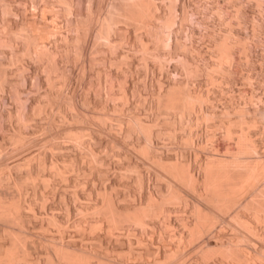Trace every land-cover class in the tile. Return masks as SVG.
<instances>
[{
  "label": "rangeland",
  "instance_id": "obj_1",
  "mask_svg": "<svg viewBox=\"0 0 264 264\" xmlns=\"http://www.w3.org/2000/svg\"><path fill=\"white\" fill-rule=\"evenodd\" d=\"M254 1L256 0H151L153 5H151L152 7L150 6V9L145 10L144 8V11L140 13V15L126 14V16L124 11L130 9L129 6H131L133 2L132 0L0 1V39H3L0 41L2 43H0V67L2 69L5 68L3 73L2 69L0 70L2 73L0 77L2 78L3 75L6 78L3 77V82L1 83V85H3H0V88L2 87V89H0V143H2V148H0L2 150H0V155H2L0 156V166H2L1 169H4H0V174L7 169L8 165L12 164L14 166L17 161L18 163L21 162L20 167H26L24 169H28V167L31 166L32 175H34L33 177L32 175L28 177V175L24 176L26 174L24 173L20 178L19 175L24 169H19L14 166L12 168L13 171L18 173L11 171V173H14L11 174L6 170L4 173L5 176L3 174L5 182L2 183L5 187L0 185L2 188H5L6 191L1 187L0 191H8V194L9 191L10 193L15 192L16 189L14 191L13 188H17L23 183V190L20 189L22 191L26 190L23 192L25 198L27 197L26 200L30 197H34L35 201L38 200L36 203L32 198L29 200L34 203L31 202V205H33L32 207L30 205V207L31 209H35L33 210L37 212L38 216L32 215L31 223L25 228L29 232L30 237H32V239L29 238L30 241L32 240V245L30 246L32 255L30 258L37 257L38 254L45 255L44 252L48 249V252L51 253L52 251L50 250H53L55 244L65 245L66 243V245L71 244V246L68 247H75L79 251L82 249V252L87 250L85 252L88 254L90 253V255L93 251L91 255L93 259L102 264L105 259L107 264L109 262L112 264L115 262H117V264H229L232 262L225 258L220 261L221 257L217 256V254H211L207 257L201 255L200 249L202 251L204 246L203 240L207 236L204 232L194 234L189 241L182 243L183 245L180 244V247L178 243L175 246L174 244L176 241L174 239L172 240V237L168 235V229L164 231L165 228L163 224L158 222L161 220V223L164 222L165 216H162L164 215L163 213H160L159 216L155 215L149 218L147 216L145 218V225H143L145 227L131 219H125L121 224L115 225L114 223L112 224L111 218L105 213L106 211L102 203L107 196V192H109L108 195L113 194L115 198L118 195V206H120L119 208H121V210L123 209L122 211L131 212L136 206H139V202L141 204L142 200L146 201L150 193V195L153 194L154 196H158L156 194H160L161 190L166 194L170 188L176 191L179 189L177 193L180 195L184 193L182 195V197L185 195V198L183 197L184 200H186L187 197L188 200L186 201L191 203L188 204L187 202V204H184L183 201L182 203L176 200L167 201L165 204L171 205L169 207L167 205V207L172 209V214L176 213V216L173 215L174 219L176 217V219H180L181 217H187L185 219H188L190 216L188 221L191 220L189 222L194 223L199 216L204 220V227L207 226L209 228V226L214 227L213 225H216L214 230H217L215 231L219 230L220 233L224 231L221 233V235L223 234L222 236L225 235L224 238L220 237L223 241H228V238H232V234L237 232L239 233H237V235H240L241 243L247 241L246 238L249 236L244 232L245 230H243L244 228L242 225H238L240 223L234 218L233 210L235 208H241L240 206L245 196H247L245 193L249 194L252 192L249 190L254 188L253 186L256 185V182L258 183L256 187L259 185L261 186V183L264 182L262 180L264 176H262V178L260 177V182H258V178L255 185L250 184V189L247 191L231 194L230 200L233 203L230 202L231 204L226 203V205H223V202L220 203V200L217 201V196L215 194L204 190L202 184H200L201 186L199 185L198 188L192 189L183 179L179 178L180 181H177L178 178L173 177L174 175L169 165L173 162H191L194 169L202 173L204 169L203 161H206V156H219L221 159H225L224 157L229 159L232 157V154L237 155L238 152L235 151L237 149L236 136L238 135L239 129L241 127H244V129L252 127L251 125L248 126L249 122H244V120L240 121L241 118L238 116L242 114H239L241 110L235 109L238 107L237 105L243 106L242 113L243 115L245 114L244 116L248 115V117H250V115H257V127L259 129L255 127L254 131H252L255 135L252 134L257 140H260L258 141L259 148L256 153H258L260 158L262 157V159H264V115L261 116L260 112L263 110L262 108H264V102H260L264 100V0H258L259 2ZM18 3L21 4L19 5ZM66 4L68 6H66ZM236 5L239 7V10ZM186 14H190L191 18H188ZM166 15L167 17L172 16L173 24L167 25L166 22H164ZM159 19L162 21L158 22L157 20ZM10 28L11 31L16 29L14 34L12 32L14 36L10 34ZM6 30L9 32H6ZM18 31H20V33ZM22 31L24 33L26 32L25 34H30V37L34 36V38L38 40H36L37 43L34 45L31 43L34 38L32 37L31 39L29 37L31 40L30 43L36 46L35 48L31 46L29 43L30 40L25 37L27 35H24ZM223 32H230L232 40L235 39V36H237L236 38L242 37L241 39H243L245 46L247 45V50H245L246 52H242L237 43V45H235L236 47L234 46V49L236 48L234 61L231 63L221 62L219 69L217 66L219 65V61L217 58L218 47L216 42L221 38V34H224ZM15 36L16 39L14 38ZM18 36L20 38H18ZM23 37H25V39ZM7 40H11L12 45L10 44L9 46ZM43 42L45 45L42 44ZM28 43L30 47H28ZM3 44L5 45L4 47ZM14 53H19V56ZM13 54L15 56H13ZM11 55L13 59H10ZM227 67L230 68L228 69ZM231 67H233V70ZM224 68L226 71L228 70L227 72L231 69L232 71L229 72L231 74L223 72L225 71ZM188 75L190 76L188 77ZM208 77H213V81ZM179 83L181 88L179 87ZM213 84H215V86ZM176 87L183 90H191L193 88V90L198 89L205 92V88H207V90H209L207 93H210L208 95L210 101L207 100L202 103V109H198V104L195 103L193 104V108H178L175 110L169 107L168 103H164L163 99L165 98V93H167L169 89ZM210 90L212 92H210ZM120 91L122 92L120 93ZM246 91H249V93L244 94ZM251 91L254 93L252 94ZM255 94L263 98H258L259 102L257 104V99H254L255 97L257 98ZM250 95H254L253 100L250 98ZM242 97H244V99ZM246 99H249L250 102L253 103L255 101V106L253 103L249 104L250 102H247L249 100ZM23 104H25V106ZM232 104L237 107L235 106L234 108L233 106L234 109H232ZM201 111L204 113L203 115ZM228 112L229 114H227ZM254 112L256 113L253 115ZM227 123L231 124L229 126L230 129L227 127ZM234 125L235 127H233ZM226 127L227 131L225 130ZM256 129H258V132L255 131ZM261 129L263 130L261 131ZM16 130L18 132L20 131L22 134L24 133L25 138H20L21 141L23 140L22 142H20V140L18 142V139L16 140L14 136V133H17ZM251 130H253V128L249 129V132H251ZM72 131L77 132L73 134L71 133ZM8 133L13 136L11 137ZM79 138L80 140L77 141ZM14 144L17 146H14ZM65 145H67V147H64ZM56 147L59 151H56ZM84 149L88 152L93 151V155L90 154L91 152L88 153ZM31 153L34 156L32 155V157H30ZM38 153L42 154L43 156H40L45 157L49 162L47 166H51V162L53 161L56 162L58 169L59 167H65V169H61L62 172H59L61 171L59 170V175L58 173L55 175L57 168L50 167L52 169L50 170L48 169L49 167L45 166L46 168L43 169L44 167L40 166V163H37L38 166L41 167V169L37 171L35 168H40L36 166V162L39 160L37 157L39 155ZM256 153L255 155L258 156ZM35 154H38L36 155L37 158H34ZM241 154L242 157H244V154ZM241 154L239 156H241ZM158 156H161V159ZM96 158L98 161L95 160ZM29 159L33 161L30 165L26 166V163L30 162ZM26 160L29 162H26ZM77 161L78 163H76ZM34 163L35 168L33 170L32 165H34ZM72 163L79 164L78 166H80V169L77 165H73ZM70 164H72L71 167H74V169L70 167ZM10 169L8 168V170ZM75 169H79V173H77ZM50 171H53L52 174ZM6 172L13 175L12 177L16 175L15 178H17V183L21 182L20 179H22V182L19 185L16 183L18 186L13 184L8 180V173L6 174ZM63 172L66 174L64 173L61 175L60 173ZM25 177L28 178L26 179ZM103 192L106 195H104ZM34 195H37V197ZM242 195H244V197H242ZM194 202H201V207H203V211L201 210L202 214L197 213V209L194 211V208H196V206L193 205ZM68 205H70L71 211L68 209ZM191 207L193 210H191ZM28 209L30 210V208ZM49 209H53V212L51 210L49 211ZM95 209H97V211ZM86 210L89 212L86 213ZM245 210L246 209L243 211ZM179 211L182 215H180L181 213ZM51 212L54 213L55 217L57 215L60 217H58L59 219L56 217V219L59 223H63L61 225V227L63 226L61 230L63 231L64 229L65 231L62 232V234L56 231L59 229L58 226L60 225L58 224V226H56L58 228L55 229L54 227L57 225L56 222L54 223L49 220ZM246 212H248V210H246ZM30 213H32V211H30ZM82 215H86V218L87 216L95 217L94 215H96L97 218L95 219L101 222L100 224L102 227L98 224L99 222H97L96 227H91L93 230L89 229V227L86 229L87 222L85 221L86 224L84 223L86 218ZM195 215L197 216L195 217ZM248 215L252 217L249 212ZM45 216H48V218ZM32 217H37V223L40 221L44 222L42 221L43 219L45 222L49 220L50 223H53V225L50 224L51 226L48 224L49 222L45 224L47 228L45 229L48 230L49 228V232L46 231V234H42L45 230L43 228L44 230L41 229L43 232L40 234V226L38 227L36 225V218L32 219ZM104 217H106L105 219L107 220H105ZM192 218L193 220L195 218V220L193 221ZM210 218H212V220H210ZM252 218L254 219V217ZM76 219L77 222H79L80 219L81 221L84 219L82 224L85 226L83 228L86 230L83 228L80 229L76 225ZM108 219H110V221ZM207 219L208 223L211 221L210 224H207ZM236 221L238 223H236ZM125 222L127 224H125ZM108 223H111L112 230ZM66 224L68 227H66ZM128 224L130 229L127 227ZM122 225L125 228L121 227ZM156 226L158 227L157 230ZM162 228H164V234L161 232ZM79 230L82 231L80 232ZM243 232L245 234H243ZM49 233H51V235ZM214 233H210L211 236H217L219 232H217V234ZM147 234L149 236H147ZM39 235H45L41 238L42 240L45 237L49 239L50 237L52 238L48 243V238L42 241ZM137 235L139 237H137ZM165 235H168L173 243H171L170 240L167 241L169 237H165ZM245 235H247V237ZM137 238L139 240L141 238L142 241H138ZM249 238L250 240L253 239V242L256 243V238ZM249 238L247 239L249 240ZM158 239L160 241L162 240L161 243ZM163 239L167 244L171 243V246L174 245L172 248H175L174 254L177 251V255L174 257L173 254V259H171L172 255L170 256V254H167L168 258L166 257L167 255H163V248L165 247L163 245L165 244ZM55 241H57V243ZM146 241L149 242L146 244ZM67 242H69V244ZM156 244H158L159 247ZM255 245H260V240H257ZM256 247L258 248V246ZM127 249H131L132 251L129 250L131 252H128ZM153 249L159 250V256L155 254L158 250L154 252ZM39 252H41V254ZM126 252H128V256L124 257ZM159 257H161V261L157 259ZM177 257L178 259H176ZM156 260H158V262ZM30 262H32V259L15 261L14 264H30Z\"/></svg>",
  "mask_w": 264,
  "mask_h": 264
},
{
  "label": "bare ground",
  "instance_id": "obj_2",
  "mask_svg": "<svg viewBox=\"0 0 264 264\" xmlns=\"http://www.w3.org/2000/svg\"><path fill=\"white\" fill-rule=\"evenodd\" d=\"M1 1V0H0ZM64 1V0H63ZM133 2H132V4H131V6H129V8L130 9H128L127 11L125 10H123L124 11V13H125V16H126V14H135V15H140V13H142L143 11H144V8H145V10H148V9H150L152 6L151 5H153L152 3H151V0H132ZM228 1V0H227ZM256 1H258V0H256ZM256 1H254V2H256ZM46 2V1H45ZM65 2H67V1H65ZM70 2V1H69ZM130 2V1H129ZM259 2V1H258ZM257 2V3H258ZM7 3V2H6ZM125 3V2H124ZM3 4V3H2ZM17 4V3H16ZM19 4V3H18ZM21 4V3H20ZM19 4V5H20ZM30 4V3H29ZM45 4V3H44ZM69 4V3H68ZM127 4V3H126ZM18 5V6H19ZM125 5V4H124ZM155 5V4H154ZM173 5V4H172ZM6 6V5H5ZM4 6V7H5ZM8 6V5H7ZM29 6V5H28ZM66 6H68L67 4H66ZM151 6V7H150ZM167 6V5H166ZM169 6V5H168ZM237 6V5H236ZM9 7V6H8ZM125 7H127V6H125ZM174 7V6H173ZM238 7V6H237ZM2 8V7H1ZM7 8V7H6ZM11 8V7H10ZM67 8V7H66ZM167 8V7H166ZM172 8V7H171ZM170 8V9H171ZM9 9V8H8ZM7 9V10H8ZM122 9V8H121ZM154 9H155V7H154ZM170 9H169V11H170ZM173 9V8H172ZM184 9V8H183ZM237 9V8H236ZM7 10H6V12H7ZM22 10V9H21ZM199 10V9H198ZM238 10H239V7H238ZM31 11V10H30ZM46 11V10H45ZM154 11V10H153ZM184 11V10H183ZM218 11V10H217ZM11 12V11H10ZM15 12V11H14ZM13 12V13H14ZM28 12V11H27ZM151 12V11H150ZM193 12V11H192ZM22 13V12H21ZM36 13V12H35ZM49 13H50V11H49ZM48 13V14H49ZM123 13V12H122ZM137 13V14H136ZM168 13V12H167ZM182 13H184V12H182ZM188 13H189V11H188ZM239 13V12H238ZM237 13V14H238ZM10 14H12V13H10ZM15 14V13H14ZM233 14V13H232ZM3 15V14H2ZM2 15H1V19H2ZM18 15V14H17ZM170 15V14H169ZM187 16H188V18H191L190 17V14L188 15V14H186ZM8 16V15H7ZM12 16V15H11ZM45 16V15H44ZM145 16V15H144ZM196 16V15H195ZM222 16V15H221ZM237 16V15H236ZM43 17V16H42ZM139 17V16H138ZM167 15L165 16V21L164 22H166V24L168 25V24H171L172 22H173V19H172V16H170V17H167ZM226 17V16H225ZM35 18V17H34ZM132 18V17H131ZM140 18V17H139ZM183 18H185V17H183ZM224 18V17H223ZM222 18V19H223ZM9 19V18H8ZM187 19V18H186ZM226 19V18H225ZM135 20H137V19H135ZM174 20H175V18H174ZM138 21V20H137ZM144 21H145V19H144ZM158 22L159 21H162V20H157ZM156 21V22H157ZM184 21H185V19H184ZM192 21V20H191ZM190 21V22H191ZM237 21V20H236ZM22 22V21H21ZM141 22V21H140ZM176 22V21H175ZM187 22V21H186ZM189 22V21H188ZM228 22V21H227ZM77 23V22H76ZM109 23V22H108ZM137 23V22H136ZM139 23V22H138ZM143 23V22H142ZM163 23V22H162ZM238 23V22H237ZM4 24V23H3ZM6 24V23H5ZM22 24V23H21ZM25 24V23H24ZM157 24V23H156ZM160 24V23H159ZM165 24V25H166ZM173 24V23H172ZM197 24V23H196ZM195 24V25H196ZM23 25V24H22ZM26 25V24H25ZM24 25V26H25ZM111 25V24H110ZM109 25V26H110ZM161 25V24H160ZM166 25V26H167ZM43 26V25H42ZM108 26V27H109ZM139 26V25H138ZM172 26V25H171ZM174 26V25H173ZM21 27V26H20ZM27 27V26H26ZM77 27H79V26H77ZM142 27V26H141ZM169 27H170V25H169ZM231 27V26H230ZM239 27V26H238ZM255 27V26H254ZM22 28H23V26H22ZM46 28V27H45ZM52 28V27H51ZM240 28V27H239ZM21 29V28H20ZM41 29V28H40ZM58 29V28H57ZM105 29V28H104ZM167 29V28H166ZM196 29V28H195ZM226 29V28H225ZM9 30V29H8ZM16 30V29H15ZM14 29L11 31V28H10V30L9 31H11L10 32V34H12V32H13V34H14V31H15ZM23 30L25 31V29L23 28ZM36 30V29H35ZM112 30V29H111ZM156 30V29H155ZM240 30V29H239ZM9 31H7L6 30V32H9ZM45 32H47L46 30H44ZM107 31V30H106ZM254 31V30H253ZM19 33H20V31H18ZM23 32V31H22ZM30 32V31H29ZM43 32V31H42ZM80 32V31H79ZM162 32V31H161ZM5 33V32H4ZM18 33V34H19ZM24 33V32H23ZM26 33V32H25ZM24 33V35H27V36H25L26 38H28V40H30V38L32 39V37L34 38V36H32V37H30L28 34H25ZM158 33V32H157ZM157 33H155V34H157ZM170 33V32H169ZM186 33V32H185ZM224 34L222 35L221 34V38L220 39H218V41L216 42V44H217V47H218V61H219V65H217L218 67L221 65L220 63L221 62H228V63H231V62H233L234 61V58H235V49H234V46L235 45H237V43H238V45L240 46L239 47V49L241 48V50H242V52L243 51H245V50H247V45L245 46V43H244V41H243V39H241L242 37H238V38H236L237 36H235V39H234V37H233V39L234 40H232L231 39V34H230V32H228V33H226V32H223ZM3 34V33H2ZM9 34V33H8ZM9 34V35H10ZM12 34V35H13ZM16 34V33H15ZM22 34V33H21ZM45 34V33H44ZM232 34H234V33H232ZM236 34V33H235ZM240 34V33H239ZM12 35H10V36H12ZM36 35V34H35ZM109 35H110V33H109ZM160 35V34H159ZM169 35V34H168ZM14 36V35H13ZM16 36H17V34H16ZM16 36L14 37L15 39H16ZM20 36V35H19ZM18 36V38H20ZM77 36V35H76ZM164 36V35H163ZM215 36V35H214ZM25 37H23L24 39H25ZM30 37V38H29ZM36 37V36H35ZM41 37V36H40ZM219 37V36H218ZM10 38H13V37H10ZM10 38H8V39H10ZM22 38V37H21ZM37 38V37H36ZM79 38H82V37H79ZM169 38V37H168ZM4 39H5V37H4ZM35 39V38H34ZM33 39V41L31 42V40L29 41V43L31 42V43H33L34 45H36V43H37V39H35L34 40ZM141 39V38H140ZM160 39V38H159ZM186 39V38H185ZM3 39H0V41H2ZM28 40H27V42H28ZM37 40V41H36ZM39 40H41V39H39ZM247 40V39H246ZM8 42H9V46H10V44L12 43L11 42V40H7ZM6 41V42H7ZM19 41V40H18ZM66 41V40H65ZM164 41V40H163ZM167 41V40H166ZM3 42H5V41H3ZM25 42V41H24ZM35 42V43H34ZM78 42V41H77ZM107 42V41H106ZM1 43V42H0ZM28 43V47H30L29 45L31 44H29ZM147 43V42H146ZM165 43V42H164ZM2 44V43H1ZM22 44V43H21ZM42 44H44V42L42 43ZM41 44V45H42ZM185 44V43H184ZM8 45V44H7ZM12 45V44H11ZM34 45H32L31 44V46L33 47ZM45 45V44H44ZM204 45V44H203ZM250 45V44H249ZM249 45H248V47H249ZM2 46V45H1ZM5 45L3 44V47H4ZM8 46V47H9ZM26 46V45H25ZM43 46V45H42ZM185 46V45H184ZM36 46H34V48H35ZM79 47V46H78ZM108 47V46H107ZM236 47V46H235ZM16 48V47H15ZM184 48V47H183ZM186 48V47H185ZM191 48V47H190ZM238 48V47H237ZM250 48V47H249ZM26 49H28V50H30L29 48H26ZM145 49V48H144ZM238 49V50H239ZM3 50V49H2ZM24 50V49H23ZM33 50V49H32ZM38 50V49H37ZM40 50V49H39ZM51 50V49H50ZM183 50V49H182ZM184 50H186V49H184ZM250 50V49H249ZM248 50V51H249ZM12 51V50H11ZM19 51V50H18ZM17 51V52H18ZM25 51V50H24ZM27 51V50H26ZM42 51V50H41ZM188 51V50H187ZM186 51V52H187ZM190 51V50H189ZM199 51V50H198ZM211 51V50H210ZM240 51V50H239ZM247 51V52H248ZM14 52V51H13ZM162 52V51H161ZM237 52V51H236ZM246 52V51H245ZM4 53V52H3ZM188 53V52H187ZM202 53V52H201ZM239 53V52H238ZM14 54H17V53H14ZM13 54V56H15ZM19 54V53H18ZM17 54V55H18ZM23 54H25V53H23ZM29 54V53H28ZM34 54V53H33ZM45 54V53H44ZM143 54V53H142ZM167 54V53H166ZM237 54V53H236ZM39 55V54H38ZM12 55H11V57H10V59L13 57ZM19 56V55H18ZM44 56V55H43ZM51 56V55H50ZM244 56V55H243ZM247 56H248V54H247ZM5 57V56H4ZM35 57V56H34ZM56 57V56H55ZM54 57V58H55ZM239 57H240V55H239ZM16 58H18V57H16ZM33 58V57H32ZM41 58H43V57H41ZM180 58V57H179ZM195 58V57H194ZM13 59V58H12ZM184 59V58H183ZM238 59V58H237ZM3 60V59H2ZM6 60V59H5ZM15 60V59H14ZM54 60V59H53ZM143 60V59H142ZM187 60V59H186ZM10 61V60H9ZM16 61V60H15ZM15 61H14V64H15ZM55 61V60H54ZM235 61H237V60H235ZM238 61H239V59H238ZM42 62V61H41ZM209 62H210V60H209ZM216 62V61H215ZM6 63V62H5ZM9 63V62H8ZM12 63H13V61H12ZM16 63H17V61H16ZM50 63H51V61H50ZM188 63V62H187ZM203 63V62H202ZM237 63V62H236ZM10 64V63H9ZM8 64V65H9ZM13 64V65H14ZM204 64V63H203ZM217 64V63H216ZM223 64H225V63H223ZM235 64V63H234ZM233 64V65H234ZM239 64V63H238ZM28 65H30V64H28ZM163 65V64H162ZM214 65V64H213ZM3 66H5V65H3ZM205 66V65H204ZM232 66V65H231ZM7 67V66H6ZM9 67V66H8ZM119 67V66H118ZM206 67V66H205ZM217 67V68H218ZM224 67V66H223ZM186 68V67H185ZM191 68V67H190ZM195 68H196V66H195ZM210 68V67H209ZM213 68V67H212ZM216 68V67H215ZM226 68V67H225ZM224 68V70L225 71H223V72H227L226 71V69ZM228 68V67H227ZM230 68V67H229ZM228 68V69H229ZM233 67H231V69H232ZM2 68L0 67V70H1ZM10 69V68H9ZM188 69V68H187ZM206 69V68H205ZM219 69H220V67H219ZM230 69V71L229 72H231L232 70ZM5 71V68L4 69H2V73ZM18 70V69H17ZM181 70V69H180ZM210 70H213V69H210ZM10 71V70H9ZM15 71H16V69H15ZM171 71V70H170ZM193 71V70H192ZM191 71V72H192ZM221 71V70H220ZM229 72H227V73H229ZM1 71H0V76H1ZM189 73V72H188ZM212 73V72H211ZM214 73V72H213ZM170 74V73H169ZM168 74V75H169ZM191 74V73H190ZM197 74V73H196ZM222 74V73H221ZM229 74H231V73H229ZM249 74V73H248ZM190 75H188V77H189ZM247 76H250V75H247ZM3 75H2V78L0 77V85H1V83L3 82ZM17 77V76H16ZM107 77V76H106ZM158 77V76H157ZM5 78V77H4ZM208 78H211L210 80H212L213 81V77H208ZM216 78V77H215ZM219 78V77H218ZM247 78V77H246ZM250 78V77H249ZM1 79H2V81H1ZM6 79V78H5ZM56 79V78H55ZM230 79V78H229ZM152 80V79H151ZM209 80V79H208ZM118 81V80H117ZM160 81V80H159ZM212 81H210V82H212ZM228 81V80H227ZM209 82V81H208ZM111 83V82H110ZM183 84V83H182ZM3 85V84H2ZM1 85V86H2ZM151 85V84H150ZM176 85V84H175ZM205 85V84H204ZM214 86H215V84H213ZM181 85H180V83H179V87H180ZM187 86V85H186ZM201 86V85H200ZM5 87V86H4ZM175 87V86H174ZM185 87V86H184ZM183 87V88H184ZM181 88V87H180ZM180 88H172V89H169L168 91H167V93H165V98L163 99V101H164V103L166 102V103H168L169 104V107H172V108H174L175 110H177L178 108H181V109H183V108H189V107H192L193 108V104H195V103H197L198 104V109L200 108V109H202L201 107H202V103H204V102H206L207 100H209L210 98L208 97V95L210 94V93H207V91H209V90H207V88H205L206 89V92L205 91H201V90H193V88L190 90V89H187V90H183V89H180ZM187 88H188V86H187ZM196 88H198V87H196ZM195 88V89H196ZM0 89H2V87L0 88ZM253 89V88H252ZM12 90V89H11ZM119 90V89H118ZM166 90V89H165ZM221 90V89H220ZM254 90V89H253ZM225 91V90H224ZM122 91H120V93H121ZM163 92V91H162ZM210 92H212L211 90H210ZM252 92V91H251ZM251 92H250V94H251ZM111 93H113V92H111ZM224 93V92H223ZM239 93H241V92H239ZM245 93H249V91L247 92H244V94ZM254 92H252V94H253ZM123 94V93H122ZM163 94V93H162ZM236 94V93H235ZM16 95V94H15ZM232 95V94H231ZM237 95V94H236ZM240 95V94H239ZM256 95V94H255ZM117 96H119V95H117ZM160 96V95H159ZM158 96V97H159ZM241 96H243V95H241ZM254 96V95H253ZM253 96H251L250 95V98H252V100H253ZM257 96V95H256ZM258 96H260V95H258ZM257 96V98L255 97L254 99H257V101H256V104L259 102L258 101V98H262V96H260V97H258ZM17 97V96H16ZM16 97H15V99H16ZM120 97V96H119ZM164 97V96H163ZM217 97V96H216ZM240 97V96H239ZM10 98V97H9ZM121 98V97H120ZM123 98V97H122ZM231 98V97H230ZM236 98V97H235ZM235 98H233V99H235ZM243 99H244V97H242ZM247 98V97H246ZM214 99V98H213ZM219 99V98H218ZM263 99V98H262ZM1 100V99H0ZM14 100V99H13ZM238 100H239V98H238ZM246 100H249V99H246ZM154 101V100H153ZM210 101V100H209ZM214 101V100H213ZM233 101V100H232ZM244 101V100H243ZM242 101V102H243ZM161 102V101H160ZM212 102V101H211ZM231 102V101H230ZM247 102H250V100L249 101H247ZM261 103L262 102H264V100L263 101H260ZM20 103H22V102H20ZM26 103V102H25ZM163 103V104H164ZM213 103V102H212ZM245 103V102H244ZM251 103H253V102H250L249 104H251ZM254 103H255V101H254ZM254 103H253V105H254ZM24 106H25V104H23ZM22 105V106H23ZM160 105V104H159ZM165 105V104H164ZM205 105H206V103H205ZM242 105V104H241ZM244 105V104H243ZM259 105V104H258ZM262 105V104H261ZM12 106V105H11ZM39 106V105H38ZM37 106V107H38ZM230 106H231V104H230ZM233 106H234V104H232V109H234L235 108V106H234V108H233ZM238 106V107H237ZM236 107L237 108H235L236 110L237 109H239V110H241V112L239 113L240 115L242 114L243 115V113H242V109H243V106L241 107L240 105H237ZM245 106V105H244ZM255 106V105H254ZM36 107V106H35ZM41 107V106H40ZM207 107V106H206ZM257 107V106H256ZM255 107V108H256ZM259 107H260V105H259ZM259 107H257V108H259ZM263 107H264V104H263ZM214 108V107H213ZM261 108V107H260ZM9 109V108H8ZM20 109V108H19ZM26 109V108H25ZM40 109V108H39ZM211 109V108H210ZM230 109V108H229ZM263 110L262 111H260L261 112V116H263L264 115V108H262ZM10 110V109H9ZM168 110H170V109H168ZM190 110V109H189ZM249 110V109H248ZM254 110H256V109H254ZM258 110V109H257ZM260 110V109H259ZM21 111V110H20ZM171 111V110H170ZM174 111V110H173ZM182 111V110H181ZM197 112V111H196ZM200 112V111H199ZM204 112V111H203ZM206 112V111H205ZM214 112V111H213ZM225 112V111H224ZM233 112H234V110H233ZM232 112V113H233ZM176 113V112H175ZM174 113V114H175ZM185 113H186V111H185ZM256 112H254L253 113V115L255 114ZM259 113V112H258ZM13 114V113H12ZM167 114V113H166ZM201 114L203 115L204 113H202V111H201ZM209 114V113H208ZM215 114V113H214ZM227 114H229V112L227 113ZM14 115V114H13ZM22 115V114H21ZM170 115V114H169ZM179 115H181V114H179ZM207 115V114H206ZM238 116V117H240L241 118V120L240 121H243L244 120V122L246 121V122H249V124H248V126L249 125H251L252 127H250V128H248V129H244V127H241L240 129H239V132H238V135L236 136L237 137V149L235 150V151H237L238 153H243L244 155V157H242V154H241V156H239L240 154H238L237 153V155L236 154H232V157L231 158H229V159H226V157H224L225 159H221V157L219 158V156H217V157H208V156H206L207 158H206V161H203L204 162V166H203V171H202V173H201V171H196L195 169H194V166H193V164L191 163V162H186V163H178V162H173V163H170V165H169V168L171 169V172H172V174L174 175L173 177H175V178H178L177 179V181L179 180V178L180 179H183L184 181H186L187 182V184L192 188V189H196V188H198L199 187V185L200 184H202V187L204 188V190H206V191H209V192H211L212 194H215L216 196H217V201H219L220 200V203L221 202H223V205H226V203H230L231 202V200H230V197H231V194L233 195V193H235V192H245V191H247L248 189H250V187H249V185L250 184H253V185H255V182H256V180H258V178H259V181L258 182H260L261 180H260V177L262 178V176H264V159H262V157L260 158V156L258 155V153H256V151H257V149L259 148L258 146V141H260V140H257L256 139V137H254L253 136V132L252 131H254V128L256 127V128H258L257 127V125H258V120L256 119V116L257 115H255V116H251L250 115V117H248V115H246V116ZM260 115V114H259ZM3 116V115H2ZM1 116V117H2ZM215 116V115H214ZM213 116V117H214ZM165 117V116H164ZM167 117V116H166ZM180 117V116H179ZM178 117V118H179ZM210 117V116H209ZM246 117V118H245ZM20 118V117H19ZM18 118V119H19ZM203 118V117H202ZM212 118V117H211ZM210 118V119H211ZM262 118V117H261ZM4 119V118H3ZM225 119H226V117H225ZM260 119V118H259ZM263 119V118H262ZM261 119V120H262ZM15 120V119H14ZM165 120V119H164ZM167 120V119H166ZM173 120V119H172ZM228 120V119H227ZM239 120V119H238ZM260 120V121H261ZM23 121V120H22ZM25 121H26V119H25ZM25 121H23V122H25ZM29 121V120H28ZM176 121V120H175ZM189 121V120H188ZM207 121V120H206ZM210 121V120H209ZM1 122V121H0ZM130 122V121H129ZM173 122V121H172ZM186 122V121H185ZM18 123V122H17ZM27 123V122H26ZM111 123V122H110ZM127 123H128V121H127ZM135 123V122H134ZM140 123V122H139ZM181 123H182V121H181ZM180 123V124H181ZM196 123V122H195ZM206 123V122H205ZM237 123V122H236ZM235 123V124H236ZM260 123V122H259ZM9 124H10V122H9ZM129 124V123H128ZM142 124V123H141ZM169 124H171V123H169ZM23 125H25V124H23ZM28 125V124H27ZM137 125V124H136ZM164 125V124H163ZM166 125V124H165ZM231 124H229V123H227V127H229ZM233 125V124H232ZM263 125V124H262ZM118 126H120V125H118ZM129 126V125H128ZM130 126H131V124H130ZM168 126V125H167ZM179 126V125H178ZM185 126V125H184ZM206 126V125H205ZM208 126V125H207ZM211 126V125H210ZM237 126V125H236ZM2 127V126H1ZM140 127V126H139ZM162 127V126H161ZM225 127V126H224ZM227 127H226V131H227ZM233 127H235V125L233 126ZM264 127V126H263ZM262 127V128H263ZM20 128V127H19ZM131 128V127H130ZM135 128V127H134ZM168 128V127H167ZM190 128V127H189ZM237 128V127H236ZM251 128H253V130H251V132H249V129H251ZM120 129V128H119ZM142 129V128H141ZM144 129H146V128H144ZM158 129V128H157ZM229 129H230V127H229ZM229 129H228V132H229ZM259 129V128H258ZM258 129H256L255 131H257ZM17 130H18V128H17ZM16 130V131H17ZM159 130H160V128H159ZM263 129H261V131H262ZM6 131V130H5ZM15 131V130H14ZM71 131V130H70ZM119 131V130H118ZM233 131V130H232ZM10 132V131H9ZM74 132H77V131H74ZM73 131L71 132V133H73V134H75ZM80 132V131H79ZM258 132V131H257ZM259 132H260V130H259ZM264 132V131H263ZM263 132H261V133H263ZM11 133V132H10ZM12 133H13V131H12ZM16 133V132H15ZM14 133V136H15V138H16V140L18 139V142H19V140H20V142H22L21 141V139H24L25 137V135H24V133L22 134L20 131L18 132L17 131V133L15 134ZM68 133H69V131H68ZM131 133V132H130ZM146 133V132H145ZM253 133V134H252ZM7 134V133H6ZM9 134V133H8ZM81 134V133H80ZM149 134V133H148ZM159 134V133H158ZM228 134V133H227ZM230 134V133H229ZM232 134V133H231ZM10 135V134H9ZM8 135V136H9ZM79 135V134H78ZM190 135V134H189ZM255 135V134H254ZM258 135V134H257ZM11 136V135H10ZM13 136V135H12ZM11 136V137H12ZM27 136V135H26ZM73 136H75V135H73ZM72 136V137H73ZM76 136H77V133H76ZM80 136V135H79ZM158 136V135H157ZM188 136V135H187ZM232 136V135H231ZM11 137H9V138H11ZM24 137V138H23ZM71 137V138H72ZM228 137V136H227ZM21 138V139H20ZM70 138V139H71ZM74 138V137H73ZM80 138H82V137H80ZM80 138L77 140V141H79L80 140ZM13 139H14V137H13ZM12 139V140H13ZM75 139V138H74ZM77 139V138H76ZM207 139V138H206ZM260 139V138H259ZM14 141V143H15V139L13 140ZM76 141V142H77ZM81 142H83V141H81ZM236 142V141H235ZM2 143H0V148H2V145H1ZM5 144V143H4ZM235 144V143H234ZM264 144V143H263ZM10 145V144H9ZM16 144H14V146H15ZM85 145H87V144H85ZM150 145V144H149ZM228 145V144H227ZM17 146V145H16ZM82 146H84V145H82ZM218 146V145H217ZM226 146V145H225ZM58 147V146H57ZM57 147H56V149H57ZM64 147H67V145H65ZM88 148H89V146H88ZM88 148H86V149H88ZM216 148V147H215ZM5 149V148H4ZM86 149H84V150H86ZM233 149V148H232ZM264 149V148H263ZM1 150V149H0ZM83 150V151H84ZM88 150H90V149H88ZM93 150V149H92ZM228 150H229V148H228ZM231 150V149H230ZM260 150V149H259ZM2 151V150H1ZM56 151H59L58 149L56 150ZM87 151V150H86ZM219 151V150H218ZM30 152V151H29ZM62 152V151H61ZM88 152V151H87ZM89 152H91V151H89ZM88 152V153H89ZM93 152V151H92ZM92 152L90 153V154H92ZM211 152V151H210ZM215 152V151H214ZM229 152V151H228ZM234 152V151H233ZM94 153H95V151H94ZM255 153L259 156H256L255 155ZM2 154V153H1ZM24 154V153H23ZM26 154V153H25ZM39 154V153H38ZM35 154V157L34 158H37L38 157V159H36V160H38L37 162H36V166H38V164L37 163H40V166H42V167H44L43 169H45L46 167L45 166H47V164H49V162L46 160V158L45 157H42L43 155L42 154ZM152 154V153H151ZM210 154V153H209ZM226 154V153H225ZM227 154H229V153H227ZM230 154V155H231ZM31 156L30 157H32V153L30 154ZM36 155H38L37 157H36ZM40 155H42V156H40ZM93 155V154H92ZM94 155H96V154H94ZM155 155V154H154ZM208 155V154H207ZM0 156H2V155H0ZM28 156V155H27ZM34 156V155H33ZM90 156V155H89ZM97 156V155H96ZM95 156V157H96ZM210 156V155H209ZM212 156V155H211ZM224 156V155H223ZM228 156V155H227ZM87 157V156H86ZM93 157V156H92ZM155 157V156H154ZM159 157V156H158ZM161 157V156H160ZM159 157V158H160ZM241 157V158H240ZM20 158V157H19ZM23 158H25V157H23ZM215 158H217V159H215ZM223 158V157H222ZM1 159H2V157H1ZM27 159V158H26ZM31 159H33V158H31ZM91 159V158H90ZM100 159V158H99ZM161 159V158H160ZM35 160V159H34ZM64 160V159H63ZM76 160V159H75ZM74 160V161H75ZM92 160V159H91ZM95 160H97V158L95 159ZM103 160V159H102ZM180 160V159H179ZM11 161V160H10ZM15 161V160H14ZM28 160H26V162H27ZM30 161V162H29ZM29 163H26L27 165L26 166H28V165H30V163L33 161H31L30 159H29ZM98 161V160H97ZM96 161V162H97ZM104 161V160H103ZM188 161V160H187ZM163 162V161H162ZM195 162V161H194ZM7 163V162H6ZM15 163V162H14ZM21 163V162H20ZM20 163H18L17 161H16V163H15V167H18L19 169L21 168V169H24V168H26V167H20L21 165H20ZM23 163H25V162H23ZM53 163V164H52ZM58 163V162H57ZM76 163H78V161L76 162ZM98 163V162H97ZM168 163V162H167ZM73 165L75 164V163H72ZM72 164H70V167H71V165ZM90 164H91V162H90ZM94 164V163H93ZM161 164V163H160ZM200 164V163H199ZM7 165V164H6ZM5 165V166H6ZM12 165V164H11ZM11 165H8L7 166V171H9V173H11V171H13V165L11 166ZM22 165H24V164H22ZM75 165H77V164H75ZM79 165V164H78ZM77 165V166H78ZM100 165V164H99ZM203 165V164H202ZM9 166H11V167H9ZM33 166V170H34V166H35V163H34V165H32ZM40 166H38V167H40ZM64 166H66V165H64ZM63 166V167H64ZM76 166V167H77ZM106 166V165H105ZM1 167L2 166H0V169H1ZM4 167V166H3ZM31 166H29L28 167V169H24V171L20 174V170H19V176H20V178H21V175H24V173H26L24 176H27L28 175V177H29V175H32V168H30ZM47 167H49L48 169H50V170H52L50 167H52V168H57V172L55 173V175H57V173H58V171L59 170H61V169H65V167L64 168H60L59 167V169H58V166L56 165V162H51V166L49 165V166H47ZM75 167V168H76ZM98 167V166H97ZM8 168L10 169V170H8ZM72 168V167H71ZM78 168L80 169V166H78ZM3 169V168H2ZM1 169V170H2ZM16 169V168H15ZM14 169V170H15ZM35 169H37V171L39 170V169H41V167L40 168H35ZM72 169H74V167L72 168ZM78 169V170H79ZM166 169V168H165ZM4 170V169H3ZM5 170V171H6ZM17 170V169H16ZM26 170H27V172H26ZM55 170V169H54ZM53 170V171H54ZM76 171H77V173H79V171L77 170V169H75ZM5 171H2L3 173L2 174H0V185H2V183H4L5 182V180H4V176H5ZM18 171V170H17ZM53 171H50L51 172V174H52V172ZM14 173L16 172V171H13ZM35 172V171H34ZM33 172V173H34ZM59 172H62V170L61 171H59ZM0 173H1V171H0ZM8 172H6V174H7ZM8 173V175H7V178H8V180L9 181H11L13 184H16L17 182V178H15V176L14 177H12L13 175H11V174H14V173H11V174H9ZM16 173H18V172H16ZM65 172H63V173H60L61 175L62 174H64ZM75 173V172H74ZM77 173H75V174H77ZM3 174H4V176H3ZM36 174V173H35ZM66 174V173H65ZM37 175V174H36ZM55 175H53V176H55ZM58 175H59V173H58ZM34 175H32V177H33ZM39 176V175H38ZM171 176V175H170ZM28 177H25L26 179L28 178ZM32 177H30V178H32ZM57 177V176H56ZM65 177V176H64ZM67 177V176H66ZM60 178V177H59ZM62 178H63V176H62ZM16 179V180H15ZM65 179V178H64ZM141 179H142V176H141ZM21 180V182H22V179H20ZM262 180L264 181V178H262ZM177 181H175V182H177ZM180 181V180H179ZM20 182V183H21ZM181 182H183L182 180H181ZM20 183H17L18 185L20 184ZM142 183V182H141ZM16 184V185H17ZM169 184V183H168ZM183 184H184V182H183ZM186 184V185H187ZM258 183L256 182V185H257ZM17 185V186H18ZM21 186H16L17 188H13V190L15 191V189H16V191L15 192H12V193H10V191H9V194L7 193V192H5L6 191V189L5 188H2L3 186L5 187V185H2V189H5V191H3V190H1L0 191V264H14L15 263V261H23V260H31L32 259V262H30V264H102L101 262H99V261H97V260H95V259H93V257L91 256L92 255V253H93V251H92V253H91V255H90V253L88 254L87 252H85V251H87V250H85L84 252H82V250L81 251H79L77 248H75V247H68V246H71V244L70 245H66V243H65V245H63V244H55L54 245V247H53V250H50V251H52L51 253L50 252H48V250L47 251H43L44 253H45V255H37V257H34V258H30L31 257V255H32V251H31V242H32V240L30 241V239L29 238H31L32 239V237H30V234H29V232L27 231V229H25L26 228V226H28L31 222V216L33 215H37V212L36 211H34L35 209L34 208H32L31 209V207H32V205L34 204L32 201V205H31V202L29 201L32 197H28L29 199H27L26 200V198H25V196L23 195L24 193V191H26V190H24V191H22L23 189V183L22 184H20ZM252 185V186H253ZM256 185L255 186H253L254 188H251L249 191H252V192H250L249 194H247V193H245L247 196H245V198H244V200H243V202H242V204H241V208H235L233 211H234V213H233V216H234V218L240 223V224H238V225H242V227L244 228L243 230H245L244 232L249 236V237H252V238H256L258 241L260 240V245H255L256 243H257V240H256V243L255 242H253L254 240L252 239V240H250V238L249 237H247V235H245L247 238H249V240L246 238V240L247 241H245V242H243V243H241V239H240V235L238 236L237 235V233H235V234H230L231 236H232V238H228L229 240L228 241H223V239L222 238H220V237H223L224 238V236H222L221 235V233H223V232H221L220 233V231L218 230V231H215V230H217V229H215L214 230V228H215V226L216 225H213L214 227H210L209 226V228L206 226V227H204L203 226V221L204 220H202V218L201 217H199L198 216V218L195 220V218H194V220H195V222L194 223H191V222H189V221H191V220H189L188 221V219H189V217H188V219H185V218H187V217H181L180 219H174L173 218V215L174 216H176L175 214H172V209H170V208H168L169 206H171L170 204L168 205V204H165V203H167V201H169V200H176V201H178V202H184V204H187V202L188 201H186V200H188L187 199V197H186V200H184V198L182 197V195L184 194L183 192V194H179V193H177V191L179 190H175V189H172V188H170V190L169 191H167V193L166 194H164V192H162V190H161V192H160V194H156V195H158V196H154L153 194L152 195H150L149 193V196L146 198V201H141V204H140V202H139V206H136L135 208H134V210L133 211H131V212H129V211H126V212H124V211H122L121 210V208H119L120 206H118L119 205V200H118V198H117V196H116V198L113 196V194L112 193H110V194H112V195H108L109 194V192H107V196L105 197V200H103L104 202L102 203L103 204V208H105L104 210L106 211L105 213L108 215V217H110L111 218V220H112V224L114 223L115 225L116 224H121L125 219H131V220H133L134 222H137L138 224H140V225H145V218L148 216V218L149 217H152V216H159V214L160 213H163L164 215H162V216H165V218H164V222L163 223H161V221H158V222H160V224H163V227L165 228H162V231L160 230V229H158V230H160L161 232H163V229H164V231L166 230V229H168V231H166V232H168V235L169 236H171L172 237V240L174 239L175 241H176V243L174 244L175 246L177 245V243L179 244V247H180V244H182V243H184V242H186V241H189L191 238H192V236L194 235V234H196V233H200V232H204V233H206L207 234V236L204 238V240H203V242H204V246H203V248H202V251H201V249H200V252H201V255L203 256V257H207V256H209V255H213V254H217V256H220L221 258H220V261H221V259H223V258H225V259H229V261L231 260L232 262L231 263H229V264H264V182H262L261 183V186L259 185V186H257L256 187ZM168 186H170V185H168ZM201 186V185H200ZM188 187V186H187ZM22 190H21V189ZM168 188V187H167ZM175 188V187H174ZM185 188V187H184ZM33 189H34V187H33ZM159 189H161V188H159ZM158 189V190H159ZM177 189V188H176ZM32 191V190H31ZM106 191V190H105ZM186 191V190H185ZM248 191V192H249ZM48 192V191H47ZM46 192V194L48 195V193ZM50 192V191H49ZM53 192V191H52ZM180 192V191H179ZM29 193H30V191H29ZM32 193H35V192H32ZM104 193V192H103ZM193 193V192H192ZM199 193V192H198ZM203 193V192H202ZM38 194V193H37ZM41 194H43V193H41ZM46 194H43V195H46ZM104 195H106L105 193H104ZM197 195V194H196ZM202 195V194H201ZM204 195V194H203ZM215 195H213V196H215ZM237 195V194H236ZM30 196V195H29ZM33 196V195H32ZM35 196V195H34ZM141 196V195H140ZM192 196V195H191ZM195 196V195H194ZM199 196V195H198ZM197 196V197H198ZM207 196V195H206ZM212 196V195H211ZM35 197H37V195L35 196ZM43 197V196H42ZM45 197V196H44ZM190 197V196H189ZM188 197V198H189ZM193 197V196H192ZM203 197V196H202ZM242 197H244V195H242ZM39 198V197H38ZM199 198V197H198ZM33 200H34V197L32 198ZM36 199V198H35ZM144 199V198H143ZM239 199H241V198H239ZM118 200V201H117ZM141 200V199H140ZM190 200V199H189ZM35 201V200H34ZM36 201H38V200H36ZM36 201H35V203H36ZM139 201V200H138ZM192 201V200H191ZM182 202V203H183ZM204 202V201H203ZM239 202H240V200H239ZM136 203V202H135ZM176 203V202H175ZM191 202H188V204H190ZM206 203V202H205ZM219 203V202H218ZM231 203H233V202H231ZM230 203V204H231ZM234 203H235V201H234ZM236 203H237V201H236ZM138 204V203H137ZM173 204V203H172ZM179 204V203H178ZM208 204V203H207ZM238 204V203H237ZM30 205H31V207H30ZM134 205H136V204H134ZM165 205H166V207H165ZM167 205H168V207H167ZM182 205V204H181ZM192 205V204H191ZM193 205L194 206H196V208H194L195 210L194 211H196V209H197V213H201L203 210H202V208L203 207H201V202H194L193 203ZM212 205H214V204H212ZM87 206H88V204H87ZM96 206H98V205H96ZM101 206V205H100ZM176 206V205H175ZM184 206V205H183ZM189 206V205H188ZM220 206V205H219ZM227 206H229V205H227ZM232 206V205H231ZM26 207H27V209H26ZM67 207V206H66ZM86 207V206H85ZM124 207V206H123ZM185 207V206H184ZM187 207V206H186ZM28 208H30V210L28 209ZM84 208V207H83ZM91 208H92V206H91ZM102 208V207H101ZM100 208V209H101ZM132 208V207H131ZM178 208H180V207H178ZM183 208V207H182ZM192 208V207H191ZM209 208V207H208ZM231 209H233L232 207H230ZM34 209V210H33ZM55 209V208H54ZM68 209L70 210V205H68ZM67 209V210H68ZM82 209V208H81ZM86 209H87V207H86ZM98 209V208H97ZM97 209H95L96 211H97ZM125 209V208H124ZM133 209V208H132ZM131 209V210H132ZM175 209V208H174ZM220 209V208H219ZM222 209V208H221ZM231 209H230V211H231ZM244 209H246V210H248V212L252 215V217H254V219L250 216V215H248V212H246V210L245 211H243ZM52 211L53 212V209H49V211ZM57 210V209H56ZM102 210V209H101ZM128 210V209H127ZM178 210V209H177ZM191 210H193V208L191 209ZM202 210V211H201ZM30 211H32V213H30ZM71 211V210H70ZM92 211V210H91ZM95 211V212H96ZM173 211H175V210H173ZM190 211V210H189ZM216 211V210H215ZM50 213V215H51V217H50V221H53L54 223L56 222V224L57 225H55V229L56 228H58L59 227V229H57L56 231L57 232H60L61 234H62V232H64L65 230L63 229V231L61 230L62 229V227H61V225L63 224L61 221V223H59V221L57 220V219H59L60 217L57 215V213H56V217H57V219H56V217H55V215H54V213ZM55 212V211H54ZM81 212H83V211H81ZM87 212H89L88 210H86V213ZM176 212V211H175ZM180 212V211H179ZM244 212H246V213H244ZM94 213V212H93ZM181 213V212H180ZM192 213V212H191ZM194 213V212H193ZM192 213V214H193ZM205 213H206V211H205ZM208 213V212H207ZM58 214H59V212H58ZM70 214V213H69ZM84 214V213H83ZM89 214V213H88ZM91 214V213H90ZM104 214V213H103ZM178 214V213H177ZM195 214V213H194ZM202 214V213H201ZM230 214V213H229ZM45 215V214H44ZM180 215H182V213L180 214ZM198 215V214H197ZM197 215H195V217L197 216ZM38 216V215H37ZM82 216H86V215H82ZM95 217H93V216H87V218H86V220H84V219H82V221H81V219H80V221H79V219H78V221L79 222H77V219H76V225L81 229V228H83V227H85V226H83V220H84V223H85V221L87 222V226L85 227L86 229H87V227H89V229H92L91 227H96V224H97V222H99V221H97L95 218H97L96 217V215H94ZM104 216V215H103ZM210 216V215H209ZM216 216V215H215ZM220 216V215H219ZM230 216V215H229ZM231 216H232V214H231ZM46 218H48V216H45ZM59 217V218H58ZM192 217H194V216H192ZM208 217V216H207ZM211 217V216H210ZM34 218H36V225L39 227V230L41 231V232H39L40 234L43 232L41 229H45L46 228V226H45V224L46 223H48L49 225L51 224V225H53V223H50V221L48 220V222H45V220L43 219L42 221H44V222H38L37 223V217H32V219H34ZM45 218V219H46ZM106 217H104V219H105ZM162 218V217H161ZM160 218V219H161ZM179 218V217H178ZM209 218V217H208ZM213 218V217H212ZM212 218H210V220H212ZM257 220H256V219ZM152 219V218H151ZM174 219V220H173ZM231 219V218H230ZM99 220V219H98ZM105 220H107V219H105ZM109 221H110V219H108ZM146 220H148V219H146ZM192 220H193V218H192ZM193 220V221H194ZM34 221V220H33ZM46 221H47V219H46ZM149 221V220H148ZM151 221V220H150ZM154 221V220H153ZM213 221H214V219H213ZM213 221H212V223H213ZM229 221V220H228ZM232 221V220H231ZM234 221V220H233ZM236 221V223H238ZM211 222V221H210ZM210 222L208 223V219H207V224H210ZM256 222V223H255ZM257 222H258V224H257ZM101 222H99L98 224H100ZM211 223V224H212ZM216 223V222H215ZM214 223V224H215ZM218 223V222H217ZM11 224V225H10ZM58 224L60 225V226H58ZM69 224V223H68ZM75 224V223H74ZM86 224V223H85ZM109 224V223H108ZM111 224V223H110ZM109 224V227H110V229L112 230V225H110ZM125 224H127L126 222H125ZM131 224V223H130ZM149 224V223H148ZM157 224H159V223H157ZM14 225H16V226H14ZM50 225V226H51ZM67 225V224H66ZM101 225V224H100ZM105 225V224H104ZM133 225H135V224H133ZM150 225H153V224H150ZM154 225H156V224H154ZM233 225H234V223H233ZM237 225V224H236ZM56 226H58V227H56ZM75 226V225H74ZM76 226V227H77ZM106 226V225H105ZM129 226V224L127 225V227ZM160 226V225H159ZM162 226V225H161ZM61 227V228H60ZM66 227H68V225L66 226ZM98 227V226H97ZM101 227H102V225H101ZM107 227V226H106ZM114 227V226H113ZM121 227H123V225L121 226ZM139 227V226H138ZM141 227V226H140ZM139 227V228H140ZM143 227H145V226H143ZM153 227H155V226H153ZM220 227V226H219ZM241 227V226H240ZM241 227V228H242ZM85 228H83V229H85ZM104 228V227H103ZM119 228V227H118ZM123 228H125V227H123ZM122 228V229H123ZM129 228V227H128ZM132 228H134V227H132ZM131 228V229H132ZM142 228V227H141ZM157 226H156V230H157ZM43 229V230H44ZM47 229V228H46ZM44 230V232L42 233V234H46L47 232H49L48 230H50L49 228H48V230ZM77 229V228H76ZM82 229V230H83ZM85 229V230H86ZM107 229H109V228H107ZM121 229V230H122ZM130 229V228H129ZM222 229V228H221ZM220 229V230H221ZM224 229V228H223ZM232 229H233V227H232ZM52 230V229H51ZM58 230H60V231H58ZM78 230V229H77ZM81 230V231H82ZM84 230V231H85ZM93 230V229H92ZM91 230V231H92ZM100 230V229H99ZM128 230V229H127ZM225 230V229H224ZM47 231V232H46ZM80 231V230H79ZM80 231V232H81ZM106 231H108V230H106ZM130 231V230H129ZM136 231V230H135ZM214 231H215V233L217 234V232H219L218 234H217V236L216 235H214V237H213V235L211 236V234H213L214 233ZM51 232V231H50ZM93 232V231H92ZM102 232V231H101ZM128 232V231H127ZM159 232V231H158ZM226 232V231H225ZM235 232V231H234ZM233 232V233H234ZM243 232V234H245ZM52 233V232H51ZM51 233H49L50 235H51ZM59 233V234H60ZM135 233V232H134ZM160 233V232H159ZM165 232H163V234H164ZM211 233V234H210ZM214 233V234H215ZM48 234V235H49ZM60 234V235H61ZM92 234H94V233H92ZM129 234V233H128ZM133 234V233H132ZM162 234V233H161ZM239 234V233H238ZM47 235V236H48ZM82 235V234H81ZM135 235V234H134ZM153 235V234H152ZM151 235V236H152ZM159 235V234H158ZM168 235H165V237L166 236H168ZM45 236V235H44ZM44 236H40L39 235V237H40V240H42L41 238L42 237H44ZM99 236V235H98ZM127 236V235H126ZM147 236H149L148 234H147ZM168 236V237H169ZM60 237H62V236H60ZM137 237H139L138 235H137ZM162 237V236H161ZM45 238H48V237H45ZM44 238V239H45ZM52 237H50V239H51ZM79 238V237H78ZM43 239V240H44ZM49 238H48V243H49V240H50ZM138 239V238H137ZM152 239V238H151ZM150 239V240H151ZM39 240V241H40ZM42 240V241H43ZM47 240V239H46ZM45 240V241H46ZM127 240H128V238H127ZM140 240H141V238H140ZM139 239H138V241H140ZM159 240V239H158ZM164 240V239H163ZM170 240V242L171 243H173V241L171 240V238L169 237V239L167 240V241H169ZM45 241H44V243H45ZM62 241V240H61ZM60 241V242H61ZM116 241V240H115ZM124 241V240H123ZM142 241V240H141ZM162 241V240H161ZM161 241L159 240V242L161 243ZM174 241V242H175ZM251 241V242H250ZM41 242V241H40ZM56 243H57V241H55ZM54 242V243H55ZM59 242V241H58ZM65 242V241H64ZM63 242V243H64ZM76 242V241H75ZM74 242V243H75ZM101 242V241H100ZM131 242V241H130ZM147 242H149V241H146L145 243L147 244ZM164 242H165V240H164ZM68 244H69V242H67ZM73 243V242H72ZM124 243V242H123ZM142 243V242H141ZM170 243V244H171ZM76 244V243H75ZM132 244H133V242H132ZM140 244V243H139ZM144 244V243H143ZM159 244V243H158ZM158 244H156V245H158ZM163 244V243H162ZM170 244H167V242H165V244H163L164 246V248H166V249H164L163 248V250H164V253H163V255H167V254H170V256L172 257H170L171 259H173L174 257H175V255H177V251L175 252V254H174V249L172 248V247H174V245L173 246H171ZM48 245V244H47ZM116 245V244H115ZM121 245V244H120ZM136 245V244H135ZM134 245V246H135ZM152 245V244H151ZM183 245V244H182ZM44 246V245H43ZM52 246H53V244H52ZM74 246V245H73ZM140 246V245H139ZM256 246H258V248L256 247ZM147 247V246H146ZM145 247V248H146ZM158 247H159V245H158ZM157 247V248H158ZM178 247V246H177ZM130 248V247H129ZM133 248V247H132ZM148 248V247H147ZM80 249V248H79ZM122 249V248H121ZM158 249H160V248H158ZM157 249V250H158ZM45 250H46V246H45ZM128 250V249H127ZM129 250H131V249H129ZM128 250V252H131V251H129ZM149 250V249H148ZM154 250V252L155 251H157V250H155V249H153ZM42 252V251H41ZM41 252H39L40 254H41ZM88 252H91V251H88ZM128 252H126L125 254L126 255H124V257H126V256H128L127 255V253ZM149 252V251H148ZM123 253V252H122ZM147 253V252H146ZM155 254L157 255V256H159V250L157 251V253L155 252ZM173 254H174V257H173ZM198 254V253H197ZM94 255V254H93ZM131 256V255H130ZM162 256V255H161ZM197 256H199V255H197ZM99 257V256H98ZM102 257V256H101ZM100 257V258H101ZM104 257V256H103ZM155 257V256H154ZM163 257H165V256H163ZM167 258H168V255L166 256ZM200 257V256H199ZM95 258V257H94ZM122 258V257H121ZM161 257H159V258H157L158 260L160 259ZM169 258V259H170ZM201 258V257H200ZM219 258V257H218ZM104 259V258H103ZM155 259H156V257H155ZM176 259H178V257L176 258ZM202 259V258H201ZM204 259V258H203ZM106 260V259H105ZM105 260H103L104 261V263L103 264H107V261H105ZM112 260V259H111ZM158 260H156L157 262H158ZM162 259H160V261H161ZM164 260V259H163ZM167 260V259H166ZM101 261V260H100ZM113 261V260H112ZM154 261V260H153ZM159 261V262H160ZM227 261V260H226ZM157 262H155V263H157ZM110 264H112L111 262H109ZM108 263V264H109ZM154 263V262H153ZM113 264H117V262H115V263H113ZM158 264V263H157ZM189 264V263H188Z\"/></svg>",
  "mask_w": 264,
  "mask_h": 264
}]
</instances>
